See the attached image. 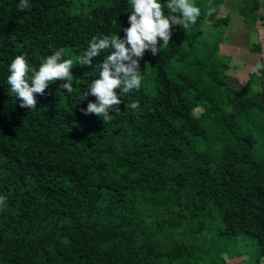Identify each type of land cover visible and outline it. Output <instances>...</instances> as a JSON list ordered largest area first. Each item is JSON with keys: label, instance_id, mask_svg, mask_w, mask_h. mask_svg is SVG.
Instances as JSON below:
<instances>
[{"label": "trees", "instance_id": "trees-1", "mask_svg": "<svg viewBox=\"0 0 264 264\" xmlns=\"http://www.w3.org/2000/svg\"><path fill=\"white\" fill-rule=\"evenodd\" d=\"M206 2L195 25L145 52L140 88L117 89L121 111L103 121L81 111L99 73L78 60L94 36L123 38L130 0H29L24 11L0 0V264H226L253 239L247 259L264 256V70L227 84L221 37L209 38L229 17H218L223 0ZM259 8L243 0V22L264 20ZM59 49L72 92L54 81L21 108L11 62L38 70Z\"/></svg>", "mask_w": 264, "mask_h": 264}, {"label": "clouds", "instance_id": "clouds-1", "mask_svg": "<svg viewBox=\"0 0 264 264\" xmlns=\"http://www.w3.org/2000/svg\"><path fill=\"white\" fill-rule=\"evenodd\" d=\"M132 8L128 15L129 27L123 28L124 36L96 37L89 42V46L79 58L80 66L90 65L99 73L97 79L92 80L87 90L82 92L83 99L91 95L95 102H89L86 109H81L84 115L95 114L98 118L107 121L112 113L120 112L122 103L120 96L138 90L142 83V71L139 61L146 51L153 56L159 54L160 46L169 45L174 26L187 29L195 25L200 16V8L191 0H130ZM29 0H19L18 11L29 8ZM173 15L166 16L164 8ZM216 9L209 5L207 15L211 16ZM175 13H179L176 15ZM112 49L110 54L99 64H93L103 50ZM63 49L56 50L46 57L38 70L31 68L25 57L18 55L9 66L10 75L7 83L9 91L20 101V107L29 110L36 108L34 94L44 95L45 89L54 81H67L60 84V88L71 93L73 90L72 75L73 61L62 60ZM264 70V63L257 62L252 66V72ZM29 73H32L29 76ZM29 81L31 84H29ZM119 89L120 96L117 95ZM136 109L137 102L129 105ZM6 206V197L0 196V209Z\"/></svg>", "mask_w": 264, "mask_h": 264}, {"label": "rangeland", "instance_id": "rangeland-1", "mask_svg": "<svg viewBox=\"0 0 264 264\" xmlns=\"http://www.w3.org/2000/svg\"><path fill=\"white\" fill-rule=\"evenodd\" d=\"M203 2L206 0H202ZM191 2L195 5L196 3L200 2V0H191ZM224 2V0H223ZM229 3V2H228ZM207 4V5H206ZM206 5L209 6V4L206 3H202V6ZM227 6H230L229 4L226 5L225 7L219 6L218 7V17L220 16H226L228 15L229 17H233V12L231 10H227V11H222L221 8H227ZM235 6V4L233 5ZM205 8V6H204ZM220 14V15H219ZM262 23L259 22L257 23V29H256V33L259 34L261 32L260 38L263 37V41H264V27L261 25ZM236 26V21H232L226 28H220L219 30H213L211 32V37L209 39H214L215 37H221L225 39H230L229 38V33H232V31L234 30L233 28ZM203 30V36H207L208 35V30L209 27L205 26L202 28ZM246 35V34H245ZM232 41V40H231ZM233 41H244L245 43H247V39L245 37L242 38H237L234 37ZM244 49H246V45L243 46ZM225 53H222L224 52ZM219 53L220 54H224V56L228 57V70L226 71V77L225 80L227 82V84L233 88L234 90H239V87L244 84L247 79L249 78L250 74L252 73L251 68L253 65H255L259 60H254L253 58H246V56L244 57V60H240V58L235 59L232 55H234V53H231V51H228L227 49H224V47H222L221 49H219ZM262 82L264 85V77L262 78ZM247 242L249 243L248 246H243L242 242L239 243V245L234 249L235 251L240 252L242 255L240 256H227L225 255V261L226 264H264V256L258 258V261L254 260V261H249L247 258L248 256H250L251 254L255 253L256 250V241L253 239L252 241L247 240Z\"/></svg>", "mask_w": 264, "mask_h": 264}, {"label": "crops", "instance_id": "crops-1", "mask_svg": "<svg viewBox=\"0 0 264 264\" xmlns=\"http://www.w3.org/2000/svg\"><path fill=\"white\" fill-rule=\"evenodd\" d=\"M256 1L260 4V8L258 9V14L260 16H264V0H256ZM225 4L226 5L229 4L230 6H227V8H221V10L222 11L231 10L233 12L234 18L233 17L231 18L228 15H226L229 17V22L226 26H223V27L226 28L232 21H236V26L233 28L234 30L232 31V33H229L230 39L224 40V38H222L220 40V42L218 43V49H221L222 47H224V49L231 51V53L235 52L234 55H232L235 59L240 58V60L245 61L246 59H244V57L246 56V58H249V59L250 58H253L254 60L262 59L264 61L263 37L260 38L261 32L259 34L256 33L257 23L261 22L263 24L261 25L264 27V20L257 19L256 22L253 24L244 23L242 20V16L239 13V10L243 6V0H224L221 6L225 7ZM234 4L235 6H233ZM220 17H223V16H220ZM234 37H237L238 39L239 38L243 39V37L245 39L246 37L248 41L247 43H245L244 41H239V42L233 41ZM255 44H258L260 46L261 48L260 52H253L251 50L252 46ZM245 45H246V49L243 48V46ZM222 53H225V51Z\"/></svg>", "mask_w": 264, "mask_h": 264}]
</instances>
